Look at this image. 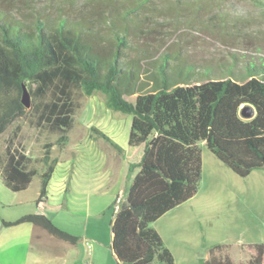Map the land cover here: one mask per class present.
<instances>
[{
	"label": "trees",
	"instance_id": "trees-1",
	"mask_svg": "<svg viewBox=\"0 0 264 264\" xmlns=\"http://www.w3.org/2000/svg\"><path fill=\"white\" fill-rule=\"evenodd\" d=\"M244 2L248 9L241 7ZM0 0V136L30 115L37 128L68 140L78 104L72 89L99 91L106 104L131 114L127 148L142 146L125 200L111 221L117 264H175L149 224L193 197L202 170L200 142L238 176L264 168V61L198 64L187 58L188 31L223 42L256 38L264 0ZM26 7V8H23ZM252 9L258 15H252ZM177 35L175 41L171 37ZM29 106L21 102L22 88ZM133 96L130 100L127 97ZM253 108L243 118L242 106ZM91 130L121 150L104 132ZM43 144L42 169L14 142L0 153V178L13 192L40 177L34 210L4 225L29 222L69 243L77 237L46 213L47 186L57 158ZM233 260L214 245L200 264H264V239Z\"/></svg>",
	"mask_w": 264,
	"mask_h": 264
},
{
	"label": "rangeland",
	"instance_id": "rangeland-1",
	"mask_svg": "<svg viewBox=\"0 0 264 264\" xmlns=\"http://www.w3.org/2000/svg\"><path fill=\"white\" fill-rule=\"evenodd\" d=\"M24 1L13 0L19 5L24 4ZM239 5L248 9L244 2ZM251 14L259 17L256 9H252ZM256 23V38L238 42L227 43L213 34L188 31L185 34L188 40L184 52L188 59L198 64L220 65L226 61L232 62L235 56L237 69L242 67L245 60L264 61V19L257 18ZM177 35L180 33H176L169 41H175ZM72 96L78 108L68 132L69 139L61 152L55 143L57 134L35 127L27 114L14 121L0 136V153L3 152L6 141L13 137L15 144L32 158L31 165L39 171L42 169L40 157L43 144L50 142L51 156L59 155L61 158V163L57 162L54 167L56 172L61 168L62 176L63 170L70 165L72 155L69 153L73 154L79 139L86 136L90 126L108 131V121L117 120L119 131L116 138L121 140L123 130L124 138L127 136L131 114L110 108L105 102L104 94L94 91L86 95L80 88L74 87ZM127 98L132 100L133 96ZM109 134L114 133L111 131ZM198 145L201 150L202 170L196 194L149 225L160 234L164 245L171 251L175 264H200V259L208 258L209 250L214 245L225 246L233 260L242 261L247 257L246 246L261 243L264 239V168L254 169L243 177L238 176L211 153L204 142ZM39 186L40 177L36 174L32 178L28 193L33 194ZM111 212L109 209L98 220V224H89V232L91 230L102 236L99 227H103L104 235L108 234L110 238ZM67 215L65 222L69 223L67 226L71 230L79 231L83 228L82 222L79 223ZM104 240H96L105 248L97 252L93 259V245L90 249L86 246L82 248L83 264L87 257L95 264H117L110 246L111 241L106 244Z\"/></svg>",
	"mask_w": 264,
	"mask_h": 264
},
{
	"label": "crops",
	"instance_id": "crops-1",
	"mask_svg": "<svg viewBox=\"0 0 264 264\" xmlns=\"http://www.w3.org/2000/svg\"><path fill=\"white\" fill-rule=\"evenodd\" d=\"M107 125L109 132L98 130L120 146V151L93 132L90 126L86 136L79 139L73 154L69 153L72 155L69 167L63 170L62 176L61 168L56 175L54 167L48 182L46 213L57 227L77 237L75 243L56 239L29 222L4 225L3 220L13 221L34 210V200L39 194V188L33 194L28 193L31 180L24 190L13 192L0 178V264H83L81 250L86 246L85 241H91V247H94L92 259L97 252L105 248L98 244L97 239H105V243L109 244L111 233L109 238L108 234L104 235L103 227H99L102 230V236H99V233L91 230L89 232L88 226L98 224V220L109 209L112 210L111 225L139 169L134 167L129 170V164L140 160L143 148L141 146L133 151L128 150L130 124L125 138V131H121V140L116 138L119 131L118 121L109 120ZM111 131L114 134H109ZM64 146L65 144L62 149L60 147L59 152ZM56 158L57 162L61 163L60 156L57 155ZM67 214L79 223L82 222L83 228L79 231L71 230L67 226L69 223L65 222ZM84 264L95 262L89 261L87 257Z\"/></svg>",
	"mask_w": 264,
	"mask_h": 264
},
{
	"label": "water",
	"instance_id": "water-1",
	"mask_svg": "<svg viewBox=\"0 0 264 264\" xmlns=\"http://www.w3.org/2000/svg\"><path fill=\"white\" fill-rule=\"evenodd\" d=\"M21 102L28 107L29 106V93L25 86L22 88ZM253 108L249 105H244L241 107L239 114L243 118H250L253 115Z\"/></svg>",
	"mask_w": 264,
	"mask_h": 264
},
{
	"label": "built area",
	"instance_id": "built-area-1",
	"mask_svg": "<svg viewBox=\"0 0 264 264\" xmlns=\"http://www.w3.org/2000/svg\"><path fill=\"white\" fill-rule=\"evenodd\" d=\"M85 245H86V247H87L88 249H90V247H91V244H90V242H89V241H85Z\"/></svg>",
	"mask_w": 264,
	"mask_h": 264
}]
</instances>
